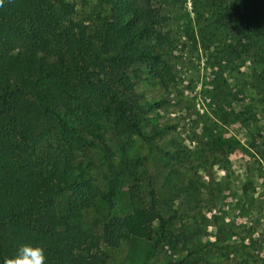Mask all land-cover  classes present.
<instances>
[{"label":"trees","instance_id":"16d2710c","mask_svg":"<svg viewBox=\"0 0 264 264\" xmlns=\"http://www.w3.org/2000/svg\"><path fill=\"white\" fill-rule=\"evenodd\" d=\"M169 3L95 0L77 17L69 0L0 3V264L24 243L42 246L47 264H106L101 245L145 239L172 249L179 242L155 202L123 208L121 193L125 179L146 175L129 143L167 127L147 119L164 96L150 104L135 80L167 88L177 44L202 43L203 26L191 29L183 15L177 34L170 32ZM191 5L226 36V63L249 56L263 63L264 82V0ZM190 183L177 192L193 195ZM96 202L111 213L95 236L83 217Z\"/></svg>","mask_w":264,"mask_h":264},{"label":"rangeland","instance_id":"374dc122","mask_svg":"<svg viewBox=\"0 0 264 264\" xmlns=\"http://www.w3.org/2000/svg\"><path fill=\"white\" fill-rule=\"evenodd\" d=\"M69 1L75 17L95 2ZM171 2L170 32L179 31L183 15L191 29L203 26L202 43L189 47L181 39L177 44L175 78L167 88L134 78L135 89L150 104L164 96L147 119L167 127L148 141L129 143L128 154L139 158L135 168L143 167L146 175L141 182L125 179L121 193L128 198L123 208L155 202L181 238L172 249L145 239L114 249L101 245L106 264H264L263 63L249 56L226 63V36L211 30L191 0ZM188 179L196 191L179 194ZM110 213L96 202L85 212L83 228L98 235Z\"/></svg>","mask_w":264,"mask_h":264},{"label":"clouds","instance_id":"9594fccd","mask_svg":"<svg viewBox=\"0 0 264 264\" xmlns=\"http://www.w3.org/2000/svg\"><path fill=\"white\" fill-rule=\"evenodd\" d=\"M4 264H47V258L42 246L24 243L10 257L5 258Z\"/></svg>","mask_w":264,"mask_h":264}]
</instances>
